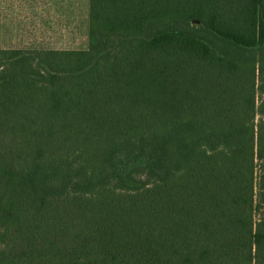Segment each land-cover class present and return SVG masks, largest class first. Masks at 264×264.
Masks as SVG:
<instances>
[{
    "label": "trees",
    "instance_id": "trees-1",
    "mask_svg": "<svg viewBox=\"0 0 264 264\" xmlns=\"http://www.w3.org/2000/svg\"><path fill=\"white\" fill-rule=\"evenodd\" d=\"M87 15L0 48V264H264V0Z\"/></svg>",
    "mask_w": 264,
    "mask_h": 264
},
{
    "label": "rangeland",
    "instance_id": "rangeland-1",
    "mask_svg": "<svg viewBox=\"0 0 264 264\" xmlns=\"http://www.w3.org/2000/svg\"><path fill=\"white\" fill-rule=\"evenodd\" d=\"M88 0H0V48L84 50Z\"/></svg>",
    "mask_w": 264,
    "mask_h": 264
}]
</instances>
